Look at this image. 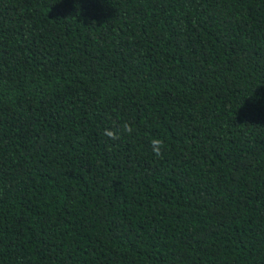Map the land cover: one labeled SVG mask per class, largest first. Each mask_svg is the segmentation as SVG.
<instances>
[{"label": "trees", "instance_id": "1", "mask_svg": "<svg viewBox=\"0 0 264 264\" xmlns=\"http://www.w3.org/2000/svg\"><path fill=\"white\" fill-rule=\"evenodd\" d=\"M0 264H264V0H0Z\"/></svg>", "mask_w": 264, "mask_h": 264}, {"label": "clouds", "instance_id": "2", "mask_svg": "<svg viewBox=\"0 0 264 264\" xmlns=\"http://www.w3.org/2000/svg\"><path fill=\"white\" fill-rule=\"evenodd\" d=\"M105 134L112 139L118 138L114 132L109 131V130H106ZM151 143H152L154 154L156 156H160L161 155V148L163 147V141L159 140V139H153L151 141Z\"/></svg>", "mask_w": 264, "mask_h": 264}]
</instances>
